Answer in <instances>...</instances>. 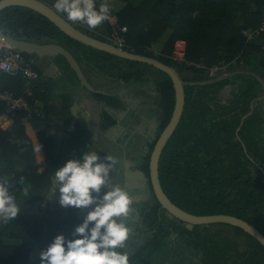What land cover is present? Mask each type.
<instances>
[{
    "label": "trees",
    "instance_id": "obj_1",
    "mask_svg": "<svg viewBox=\"0 0 264 264\" xmlns=\"http://www.w3.org/2000/svg\"><path fill=\"white\" fill-rule=\"evenodd\" d=\"M43 1L55 9V0ZM120 1L123 6L117 10L112 6L110 18L95 29L70 22L87 34L109 42L113 27L126 25L127 43L135 52L173 65L185 80L204 79L207 75L206 69L172 59V48L179 39L186 42V60L203 61L210 67L221 60L236 58L231 70L242 65L264 78V32L247 42L240 31L260 24L264 0ZM100 4L104 1L96 0L97 9ZM193 12L198 13L195 18ZM60 14L67 19L65 14ZM0 29L16 38L62 45L86 73L109 76L141 89L149 79L144 77L139 61L76 40L31 8L10 5L0 9ZM163 35L167 38L160 53L148 52L146 47L156 44ZM261 53L262 60L256 56ZM58 56L63 59L60 74L40 82L38 78L33 88L34 97L41 102L43 118L34 116L22 124V111L6 118L0 103V179H8L9 191L20 208L14 219L5 222L0 217V264H40V256L34 259L32 252L46 249L58 234L67 239L76 238L72 232L83 221L80 209L65 208L51 201L43 207L55 169L90 150L92 139L85 121L73 118L67 103L58 106L51 102L57 92L67 101L72 84L79 86L73 69L62 55ZM165 75L157 81L161 103L149 108L159 118L160 129L168 122L174 106L172 80ZM20 85L19 76L0 74V89L17 94ZM56 87L57 92L53 93ZM262 92L259 80L248 73H236L210 83L184 84V108L162 149L158 173L164 192L182 209L194 214H231L248 221L264 235V144L262 139L260 144L259 136L264 122L263 108L255 105L236 131L250 109L251 100ZM98 94L103 103V129L116 123L119 116L128 115L119 95ZM258 102L263 104L264 98ZM56 120L69 127L60 146L51 133V122ZM155 140L148 146L149 153L137 158L130 149L135 141L128 144L127 153L134 154L129 160L137 163L148 177L149 156ZM258 158L259 166L253 165L252 160L258 162ZM28 186L29 193L25 196L23 189ZM149 186V194L156 202L152 198L136 202L128 218L134 231L147 234L143 245L130 250L129 264H157L159 258L160 264H167L162 262L165 256L171 264H264V246L254 236L227 223L217 224L228 225L231 234L209 223L189 224L179 220L161 207ZM145 188L129 189L147 193ZM53 194L59 199L58 190ZM26 203L33 208L30 212L26 211Z\"/></svg>",
    "mask_w": 264,
    "mask_h": 264
},
{
    "label": "clouds",
    "instance_id": "obj_2",
    "mask_svg": "<svg viewBox=\"0 0 264 264\" xmlns=\"http://www.w3.org/2000/svg\"><path fill=\"white\" fill-rule=\"evenodd\" d=\"M55 10L71 22H79L95 29L110 18L107 4L96 7V0H55ZM198 15L193 12V18ZM181 40V39H179ZM177 41V40H176ZM185 42V40H183ZM186 46V42H185ZM121 161L107 154L103 160L93 150H85L77 158L57 167L50 190L59 192L62 207L90 209L67 239L58 234L39 254L40 264H129L126 246L132 227L126 223L132 213V196L114 183ZM7 178L0 179V217L14 219L20 212L15 197L9 191ZM30 186L23 189L29 193ZM102 189H106L101 195Z\"/></svg>",
    "mask_w": 264,
    "mask_h": 264
},
{
    "label": "water",
    "instance_id": "obj_3",
    "mask_svg": "<svg viewBox=\"0 0 264 264\" xmlns=\"http://www.w3.org/2000/svg\"><path fill=\"white\" fill-rule=\"evenodd\" d=\"M10 5L25 6L39 12L47 19H49L51 22H53L59 29H61L67 35H69L70 37L76 40H79L88 45L96 47L100 50H103L105 52L123 58L136 60L139 62H145L147 64L153 65L154 67H157L158 69L168 74V76L172 80V85L174 88V106L168 122L160 132L158 138L156 139L153 145L148 162L149 181L156 200L159 202L161 207L166 209L170 214H172L174 217L178 218L179 220H182L189 224H207L213 222H220V223L235 225L242 228L252 236H254L264 246L263 233H261L255 226L250 224L248 221L240 217L231 214H224V213L194 214L177 206L174 202L170 200V198L164 192L160 183L159 173H158V163H159L160 154L162 152L163 147L165 146V143L167 142L172 132L174 131L177 123L179 122V119L181 117L184 108V102H185L184 84L210 83V82L222 80L236 73L253 74L261 83L263 93L261 95L256 96L253 100H251L250 109L241 118L239 125L236 128L237 131L240 125L242 124L244 117H246L252 112L254 105L253 101L264 98V78L259 73L254 72L249 68L239 66L232 70H228L220 74H214L212 76H209L207 73V77L204 79L185 80L184 78H182V76L179 74V72L173 65L162 62L156 57L146 54H141L138 52H130L128 50L117 47L116 45H114L109 41L102 40L100 38H96L90 34H87L86 32L75 27L68 19H66L60 13L56 12V10L53 7H51L48 3L44 2L43 0H0V9ZM0 41L8 43L11 46L15 47L16 49H19L26 53L35 54L38 57H43V56L50 57L58 54L62 55L65 58V60L68 62L69 66L75 72L79 81V85L84 89L93 90V87L86 78L78 60L68 49H66L62 45L54 42H37L24 38H16L6 34L1 29H0ZM56 68H58V66H56Z\"/></svg>",
    "mask_w": 264,
    "mask_h": 264
},
{
    "label": "rangeland",
    "instance_id": "obj_4",
    "mask_svg": "<svg viewBox=\"0 0 264 264\" xmlns=\"http://www.w3.org/2000/svg\"><path fill=\"white\" fill-rule=\"evenodd\" d=\"M110 4L113 6L114 10L119 9L121 6H123V3L120 0H109ZM167 38V35H163L159 38V41L153 45V55H157L160 52L158 51V45L163 46L164 41H166L165 39ZM160 46V47H161ZM147 47H151V45L147 46ZM146 47V48H147ZM159 47V48H160ZM173 50V48H172ZM157 52V53H156ZM173 51L171 52L172 55ZM28 57L32 60L33 64L37 67V69L39 70V78L40 80H43L45 78L43 71H42V66L40 63H38V57L35 54L32 53H27ZM262 55L263 53H261V55H256L260 60H262ZM58 59L61 60V62H63V59L61 57L58 56ZM139 64V68L141 69V71L143 72L144 70V77L145 78H149L147 81H145L142 84V88H135V90H133L132 88H127L129 85V83H124L123 82V87L126 88L127 91V97L128 98H133L137 99L138 101V113L136 114V116L138 117L135 121V126L134 130L137 131V135L135 137V140L137 139V142H134V147L130 148L133 151H135L134 154L135 157H143L145 156L147 153H149V149L148 146L149 144L157 137V135L160 132V128L158 127V121L156 120V114H153L150 112L149 108H151L152 106H156L158 103V99L160 96V90L158 88L157 85V81L161 80L163 77H166L165 73L158 69L157 67H154L153 65L147 64L145 62H140ZM231 67V66H230ZM86 78L88 79L89 83L92 82V79L89 77V75L86 73L85 69H82ZM230 70V68H229ZM228 71V70H227ZM226 72V71H225ZM223 73V70L219 71V74ZM91 84V83H90ZM93 87V86H92ZM228 88H225V90L223 91V97L226 96ZM161 103V102H160ZM125 116V115H124ZM144 118V119H143ZM134 140V141H135ZM130 142V141H128ZM101 145V144H99ZM98 145V147H99ZM104 145V147L102 148V153L103 155H107V154H111L116 156L118 159L121 160V163L117 166L118 168L121 166L122 162H123V169H124V174L121 178V181L118 182L117 184H119L121 187L125 188L126 185L129 186V188H143L146 187L145 189L147 190V193L144 192H138V191H132L128 188H125L132 196V200L133 203L131 205V207H136L135 203L139 202V201H147L149 199L152 198L151 194H149V177L144 174L143 172H141L137 166V163H132L129 159L132 158V156H134V154H128L127 151L129 149L130 146L127 145V148H118L115 146V143H111V140H106L102 146ZM125 149H127L126 151H124ZM105 152V153H104ZM115 178V173H113V180ZM140 186V187H139ZM51 186L49 187V193H48V198L45 201L43 207H45L48 203H50V201L52 202V204H59V199L57 197L54 196L53 191L50 190ZM152 189V187H151ZM104 191H106V189H102L101 191V195H103ZM153 191V190H152ZM137 192V193H136ZM133 193V194H132ZM152 201L155 203L156 201L152 198ZM29 206L26 207V210H28L29 212L33 209L30 204H28ZM90 209H80L79 211V215L82 216L84 218V216L87 214V211ZM33 212V211H32ZM128 220H126V223H128ZM219 222H213V223H209L210 226L214 227H221L223 228L225 233L231 234L232 229L230 227H228V225L222 226L221 224H217ZM130 225H132V223H130ZM138 234L136 231H133L130 233L129 236V240H132L133 236ZM142 235V234H141ZM129 249H136L135 246L133 245H129L126 243V246L124 249H122L121 251H127L129 254ZM40 254L39 251H37L36 249L32 252V257L35 259L36 257H38Z\"/></svg>",
    "mask_w": 264,
    "mask_h": 264
},
{
    "label": "built area",
    "instance_id": "obj_5",
    "mask_svg": "<svg viewBox=\"0 0 264 264\" xmlns=\"http://www.w3.org/2000/svg\"><path fill=\"white\" fill-rule=\"evenodd\" d=\"M103 1L109 9H112V5L108 0ZM127 30L126 25L116 24L113 27V36L110 42L119 48L135 52L134 47L127 43ZM240 31L247 42L264 32V6L262 8L260 24L256 27L241 28ZM153 45L151 44V47H147L146 50L152 53ZM185 50V42L183 40H177L172 50V59L177 63L184 62L187 66L193 65L197 68L206 69V75L208 73L209 76L219 74L220 70L225 72L229 70L230 66L236 63L235 58L232 60H221L219 63L207 67L203 61L193 62L186 60ZM0 74H7L13 77L19 76L21 79L20 90L17 94L10 89H0V103L4 111V116L6 118H12L16 112L22 111L23 114L20 117L22 124H25L34 116L43 118L44 113L41 108V102L34 97L33 92L35 82L39 78V72L32 60L27 56V53L16 49L8 43L0 41Z\"/></svg>",
    "mask_w": 264,
    "mask_h": 264
},
{
    "label": "crops",
    "instance_id": "obj_6",
    "mask_svg": "<svg viewBox=\"0 0 264 264\" xmlns=\"http://www.w3.org/2000/svg\"><path fill=\"white\" fill-rule=\"evenodd\" d=\"M158 46L160 47L161 45ZM159 47H158L159 49L158 51H160ZM38 63L41 64L42 71L45 76L43 80H40L39 78L38 80L39 82L44 81L48 78L55 79V77H57L60 74L61 72L60 69H62L61 60L58 59V55H54L50 57H46V56L38 57ZM56 66H58V68H56ZM87 74L92 79V82L90 83L93 86V90H87L82 88L80 85L78 86L76 84H72L71 88H69L71 89V95L67 99V101H65V99L59 97L60 92H57V87H56L53 90V93L54 92L57 93H55L51 102L58 106L67 103L68 112L71 114V116H73V118H82L85 121L87 127L92 132L90 150L95 151L98 154V156L101 158V160H103V158L106 156V155L104 156L102 153L103 151L102 144L106 141L105 139L111 140L112 142H116L117 140L122 139V137L126 136L129 129L127 127V124L124 122L125 120L124 115L119 116V119L116 123L103 129V123H102L103 103L98 93L101 94L115 93L119 95L125 89H122L123 83L121 81L112 79L109 76H104V75H99L97 73L95 74L89 72ZM72 122L73 121H71L70 126H72ZM66 129H69V127H67V125L60 120L51 122V133L52 136L55 138L57 146L58 145L60 146L61 142L65 140V137L67 135ZM27 206L29 205L26 203V207Z\"/></svg>",
    "mask_w": 264,
    "mask_h": 264
},
{
    "label": "flooded vegetation",
    "instance_id": "obj_7",
    "mask_svg": "<svg viewBox=\"0 0 264 264\" xmlns=\"http://www.w3.org/2000/svg\"><path fill=\"white\" fill-rule=\"evenodd\" d=\"M241 67H242V65H241ZM247 68V67H246ZM231 70V69H230ZM180 74V73H179ZM183 78V77H182ZM125 83V82H124ZM127 88H132L133 90H135V88H140L139 86H135V85H130V86H128ZM122 89H125V90H123L122 91V93L121 94H119V96H120V99L123 101V103L122 104H124L125 106H126V111H128L129 113H128V115L126 116L127 117V120H124V122L127 124V127H128V129H129V131H128V133H127V135L126 136H124V137H122V139H119V140H117L116 142H112L111 141V143H115V146L116 147H118V148H120V147H122V148H127V145L129 144V143H131V142H133L134 140H135V137H136V135L138 134L137 133V131H135L134 130V127L133 126H135V121H136V119L138 118L137 116H136V114L138 113V110H139V108H138V101H137V99H134L133 100V98H128L127 97V91H126V88H124L123 86H122ZM263 93V92H262ZM261 93V94H262ZM260 94V95H261ZM118 95V94H117ZM161 95V94H160ZM157 97H160V96H157ZM259 100H261V99H259ZM259 100H254L253 101V108H254V106L255 105H259V106H261L262 108H263V110H264V103L263 104H260V102H258ZM160 104V98L158 99V103H157V105H159ZM253 111V110H252ZM264 112V111H263ZM252 113V112H251ZM250 113V114H251ZM249 114V115H250ZM248 116V115H247ZM246 116V117H247ZM263 116H264V113H263ZM125 117V118H126ZM156 118V120L158 121V127L160 128V120H159V118L156 116L155 117ZM245 118V117H244ZM144 119V118H143ZM243 122V121H242ZM261 126H262V129H261V131L259 132V136H260V144H264V122L261 124ZM163 129V128H162ZM162 129H160V132L162 131ZM160 132H159V134H160ZM159 134L157 135V137H156V139L158 138V136H159ZM261 139H262V143H261ZM105 140H108V139H105ZM128 141H130V142H128ZM156 141V140H155ZM135 142H137V139L135 140ZM102 147H104V145L102 146ZM264 149V148H263ZM127 149H125L124 151H126ZM120 160V159H119ZM121 161V160H120ZM253 162V165H256V166H259V164L261 163V160H259V158H258V162L255 160V159H253L252 160ZM264 167V166H263ZM119 169V172H118V174H116L115 173V178H114V183H118V182H120L121 181V179L120 178H122V176H123V174H124V169H123V162H122V164H121V166L118 168ZM140 187V186H139ZM125 188H128L129 189V186L128 185H126L125 186ZM127 189V190H128ZM133 194V193H132ZM133 230V229H132ZM134 231V230H133ZM137 232V231H136ZM138 234H136V235H134L133 236V238H132V240H129V241H127L126 243L127 244H129V245H133V246H135V248L137 249L138 247H140L141 245H143L144 243H145V241H146V237H147V234H145V233H142V232H137ZM142 234V235H141ZM133 251V250H135V249H129V251ZM162 262H166L167 264H171L170 263V258L168 257V256H165V258L164 259H162ZM157 264H160V258L158 259V263Z\"/></svg>",
    "mask_w": 264,
    "mask_h": 264
}]
</instances>
